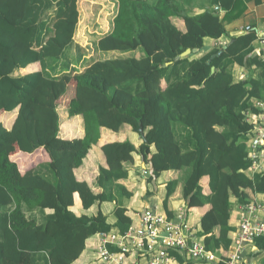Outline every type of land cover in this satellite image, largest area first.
<instances>
[{
	"label": "trees",
	"instance_id": "1",
	"mask_svg": "<svg viewBox=\"0 0 264 264\" xmlns=\"http://www.w3.org/2000/svg\"><path fill=\"white\" fill-rule=\"evenodd\" d=\"M115 1L111 30L88 35L87 59L89 48L75 38L79 0H0V264H76L90 238L125 234L132 220L123 201L132 193L118 182L127 179L135 155L149 167V183L176 173L166 185L167 219L178 186L187 207L207 206L191 235L184 228L187 245L202 239L206 251L223 252V262L231 200L246 206L247 190L264 193V168L246 175L253 132L247 116L260 113L255 102L264 104V59L253 56L259 37L254 25L235 37L225 29L243 18L247 0H211L196 15L195 0ZM206 38L234 42L212 58L222 45L205 52ZM186 50L190 55L175 61ZM234 65L246 70L245 80H234ZM61 99L79 120L81 138L62 133ZM140 129L146 142L138 147L127 137L99 147L97 193L76 179L104 132ZM38 149L48 161L21 171L18 152ZM104 202L115 205L113 225L99 210L92 216L72 210ZM254 242L264 249V237Z\"/></svg>",
	"mask_w": 264,
	"mask_h": 264
},
{
	"label": "crops",
	"instance_id": "2",
	"mask_svg": "<svg viewBox=\"0 0 264 264\" xmlns=\"http://www.w3.org/2000/svg\"><path fill=\"white\" fill-rule=\"evenodd\" d=\"M210 1L211 0H195V8L192 10L193 15L203 12L204 9L202 8H207L210 5ZM214 9H217L219 11V17L222 19L225 13L221 11L220 7H214ZM174 22H176L180 30L183 31L186 29L184 21L174 19ZM251 25L255 26L259 37L253 43V56L260 55V57L264 59V0H247L246 12L243 18L229 21L225 24V29L230 34V36L235 37L243 34L247 28V30H249V26ZM228 42L229 41H226V39L213 40L206 38L204 39V51L208 52L211 49L219 45L223 46ZM232 73L236 82L240 80L243 81L248 77L246 70L239 65H234L232 67ZM260 104L264 105L263 103ZM68 118L70 117L68 116ZM70 119L72 120V122L70 123V125L64 126L62 133L66 135V139H73L76 137L81 138L83 129L82 127L76 125V123H80L79 120L75 118ZM247 120L253 126V132L251 135L252 137L248 141V146H250L257 134L264 132V110L260 109V113L258 114H249L247 116ZM74 128H77L80 131H76V129ZM121 132V135H113L112 133L104 132L102 138L98 142V146H94L91 149V152L88 155L84 166L75 171L76 179L79 182L88 183L95 193L98 192L95 186V172L98 165L103 159L102 154L99 151V147L105 143H108L110 141H117L124 137H127L136 147H138L143 142L141 136L137 133L126 130H122ZM41 154L43 159L42 162L39 161L40 159L38 157V155ZM15 160L17 163H20V161H25V170H29L39 163L47 162L48 156L42 149H38L32 154H23L18 152ZM127 170V179L119 181L118 183L125 186L127 190L132 193V197L130 199H126L123 201V206L128 210L127 214L132 220L131 229H138L141 227V216L145 209L151 208L157 211L159 215H166V211H164L163 208V202L166 198L167 193L166 185L170 181L176 180L177 175L174 172H167L162 174L154 182L149 183V181H147L149 167L146 166L137 155H135V163L133 165L127 166ZM262 170L253 171L249 169L247 170L246 175L249 178H252L253 175L260 173ZM246 194L248 196V204H256L262 207V209L255 211L253 215H251V218L254 221L264 222V193H253L251 190H247ZM231 204L232 210L229 220L231 231L228 234L230 240H232V237L237 230L243 215L246 213V211H244L243 209L245 206L239 204L237 200L232 199ZM114 207V203L104 202L100 203L99 205L97 204L88 211L80 210L79 207H74L72 210L76 215L87 216L95 215L99 210L103 213V215L107 217L108 224L113 225L115 223V217L112 215ZM167 208L173 216L172 220H168L174 222L175 224H185L187 227L185 229V232L188 236L191 235L193 229L198 226L200 217L207 210V206L191 208L187 207L186 201L182 197L180 186L176 188L173 195L168 199ZM113 231L114 233H116L115 230ZM197 241H200L201 243L202 239H198ZM100 245L101 242L99 235H96L87 240L85 250L83 251L80 258L76 261V264H93L94 260L97 257L96 254ZM105 246L110 253L115 254L117 252V248L113 245L107 244ZM210 253H212L215 257V259L212 261H195L187 258L185 253H173L172 259L168 264H223V252H221V250L216 253ZM244 260V264H264V249H261L256 243H254V245L248 247L244 255ZM110 264H148V259L146 256L137 258L133 255H130L122 263L112 262Z\"/></svg>",
	"mask_w": 264,
	"mask_h": 264
},
{
	"label": "built area",
	"instance_id": "3",
	"mask_svg": "<svg viewBox=\"0 0 264 264\" xmlns=\"http://www.w3.org/2000/svg\"><path fill=\"white\" fill-rule=\"evenodd\" d=\"M259 109L264 110V105L256 102ZM249 158L252 160L253 171L264 168V132L257 134L254 141L248 146ZM237 230L235 231L227 251L224 264H244V255L248 247L254 245L258 237H264V222L254 221L251 215L262 209L256 204H247ZM141 227L130 229L125 234L100 233L101 245L93 264L122 263L128 256L142 254L148 259V264H168L172 258L169 251L185 253L187 258L195 261H212L214 255L204 249L202 244L195 242L187 245L184 234V224H175L165 216L159 215L154 209H145L141 216ZM117 248L115 254L110 253L105 245Z\"/></svg>",
	"mask_w": 264,
	"mask_h": 264
},
{
	"label": "rangeland",
	"instance_id": "4",
	"mask_svg": "<svg viewBox=\"0 0 264 264\" xmlns=\"http://www.w3.org/2000/svg\"><path fill=\"white\" fill-rule=\"evenodd\" d=\"M115 0H79L80 6V20L76 31V42L85 48H89V53L87 55V59L91 58L93 53L91 51V43L88 40V35L96 34L99 35L106 34L112 27V18L115 11ZM88 41V42H87ZM108 56L95 57V59H107ZM74 81H71V84ZM69 98V97H68ZM68 99H61L59 101L58 113L62 118L60 122V128L65 125H70L72 120L68 118L67 112L61 108L67 105ZM77 126H80L79 123H76ZM81 127V126H80ZM76 131H80L77 128ZM39 161L42 162V154L38 155ZM15 161V160H14ZM25 161H20L18 163L19 169L21 171L25 170ZM93 171V170H91ZM151 209V208H149ZM153 210V209H152ZM97 256V254H96ZM91 263V262H90Z\"/></svg>",
	"mask_w": 264,
	"mask_h": 264
},
{
	"label": "water",
	"instance_id": "5",
	"mask_svg": "<svg viewBox=\"0 0 264 264\" xmlns=\"http://www.w3.org/2000/svg\"><path fill=\"white\" fill-rule=\"evenodd\" d=\"M247 29H248V28H247ZM247 29H246V31H245L243 34H241V35H245L246 32L248 31ZM233 42H234V39L230 40L227 44L223 45L222 48H221V50H220L218 53H216L215 55H213L212 58H214L215 56H220V55L223 53V51H224L229 45H231ZM190 52H191L190 50H186V51H185L184 53H182L181 55L175 57V61H177V60H179V59H181V58H184V57L190 55ZM212 58H211V59H212ZM213 71H214V69H212V72H213ZM140 136H141V138L143 139V141L146 142V139L144 138V135H143V131H142V129H140Z\"/></svg>",
	"mask_w": 264,
	"mask_h": 264
}]
</instances>
